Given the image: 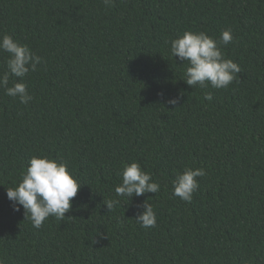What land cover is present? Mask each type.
<instances>
[{"label":"trees","instance_id":"obj_1","mask_svg":"<svg viewBox=\"0 0 264 264\" xmlns=\"http://www.w3.org/2000/svg\"><path fill=\"white\" fill-rule=\"evenodd\" d=\"M226 29L237 79L187 85L170 41ZM3 34L42 58L24 78L27 105L0 88L3 264H264V0H0ZM32 156L65 162L83 183L65 219L40 229L6 196ZM132 161L158 193L116 196ZM185 168L207 173L190 203L172 195ZM145 200L155 228L135 220Z\"/></svg>","mask_w":264,"mask_h":264},{"label":"clouds","instance_id":"obj_2","mask_svg":"<svg viewBox=\"0 0 264 264\" xmlns=\"http://www.w3.org/2000/svg\"><path fill=\"white\" fill-rule=\"evenodd\" d=\"M106 6H112L113 0H103ZM230 29L223 30L216 40L203 31L186 30L181 36L170 41L172 57L182 63L187 62L184 71V81L187 85L214 89H226L237 79L241 67L232 59L224 56L221 45L233 42ZM0 52H6L7 71L0 74V88L12 98H18L21 104L27 105L33 96L29 93L24 78L37 69L42 58L36 55L27 44L16 42L12 36H0ZM10 76L19 78L9 85ZM204 99L211 101V93H205ZM178 98H170L167 103L175 105ZM204 168H185L177 172L172 181V195L190 203L193 194L199 188L197 177L206 175ZM122 183L115 187L117 197H126L129 201L145 193H158L160 184L153 181L152 175L141 168L139 162L125 164L122 170ZM83 183L79 181L63 161L48 156H32L22 179L17 186L6 188V196L14 211L24 210L25 219H29L34 228L40 229L49 217L58 221L65 219V213L72 208V200L77 196ZM120 200L110 199L106 204L109 211L113 210ZM143 211L138 213L135 220L142 228L149 229L157 226L154 208L148 200L141 205ZM3 264V261H0Z\"/></svg>","mask_w":264,"mask_h":264}]
</instances>
